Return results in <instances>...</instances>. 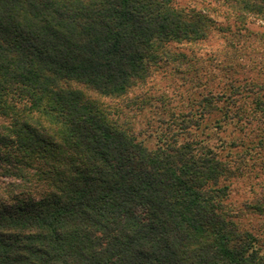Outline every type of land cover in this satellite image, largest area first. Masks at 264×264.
Returning a JSON list of instances; mask_svg holds the SVG:
<instances>
[{
	"label": "trees",
	"instance_id": "obj_1",
	"mask_svg": "<svg viewBox=\"0 0 264 264\" xmlns=\"http://www.w3.org/2000/svg\"><path fill=\"white\" fill-rule=\"evenodd\" d=\"M174 1L0 0V264H264L228 162L196 140L150 148L89 95L126 96L168 45L208 36ZM231 1L264 19V0Z\"/></svg>",
	"mask_w": 264,
	"mask_h": 264
},
{
	"label": "rangeland",
	"instance_id": "obj_2",
	"mask_svg": "<svg viewBox=\"0 0 264 264\" xmlns=\"http://www.w3.org/2000/svg\"><path fill=\"white\" fill-rule=\"evenodd\" d=\"M174 4L205 14L208 36L168 45L174 59L126 96L88 93L150 148L196 140L228 162L230 208L264 244V215L251 207L264 198V112L256 107L264 100V19L232 10L231 0Z\"/></svg>",
	"mask_w": 264,
	"mask_h": 264
}]
</instances>
